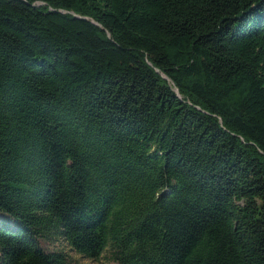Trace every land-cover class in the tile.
<instances>
[{"label":"trees","instance_id":"16d2710c","mask_svg":"<svg viewBox=\"0 0 264 264\" xmlns=\"http://www.w3.org/2000/svg\"><path fill=\"white\" fill-rule=\"evenodd\" d=\"M54 238L264 264V0H0V264Z\"/></svg>","mask_w":264,"mask_h":264},{"label":"rangeland","instance_id":"374dc122","mask_svg":"<svg viewBox=\"0 0 264 264\" xmlns=\"http://www.w3.org/2000/svg\"><path fill=\"white\" fill-rule=\"evenodd\" d=\"M1 218L8 222L7 217L2 216ZM40 244L47 252L62 251L67 256L70 264H115L110 261L107 251L103 252L98 260L93 261L76 254L62 239L41 240Z\"/></svg>","mask_w":264,"mask_h":264},{"label":"water","instance_id":"95a60500","mask_svg":"<svg viewBox=\"0 0 264 264\" xmlns=\"http://www.w3.org/2000/svg\"><path fill=\"white\" fill-rule=\"evenodd\" d=\"M162 77H163L164 79H166L164 76H162ZM166 80H167V79H166ZM167 81H169V80H167ZM175 92L178 93L177 90H175Z\"/></svg>","mask_w":264,"mask_h":264}]
</instances>
